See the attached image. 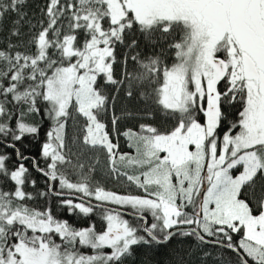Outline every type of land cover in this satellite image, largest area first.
<instances>
[{
    "label": "snow or ice",
    "instance_id": "snow-or-ice-1",
    "mask_svg": "<svg viewBox=\"0 0 264 264\" xmlns=\"http://www.w3.org/2000/svg\"><path fill=\"white\" fill-rule=\"evenodd\" d=\"M25 2L0 0V19L16 12L19 24ZM45 15L46 26L40 21L30 41L35 52L11 43L0 49V137L11 138L6 146L18 160L9 169V157L0 154V178L14 185L0 188V264H125L135 246L174 237L231 250L235 264H264V0H48ZM135 32L152 44L170 39L174 59L126 53L117 79V45L137 48L135 38L126 43ZM107 86L138 95L171 123L127 129L134 154L118 152L112 133L121 118L113 114L111 130L102 119L116 100ZM237 105L230 121L226 110ZM41 106L51 126L40 147L45 167L32 157L33 167L69 215L91 217L100 209L101 230L27 204L33 196L24 186L36 182L15 142L39 136L40 124L27 118L40 115ZM81 118L82 136L69 142V121L75 127ZM89 150L103 151L109 172L143 195L93 187L99 159L87 163ZM128 168L133 174L121 170ZM69 169L79 181L69 180Z\"/></svg>",
    "mask_w": 264,
    "mask_h": 264
},
{
    "label": "trees",
    "instance_id": "trees-1",
    "mask_svg": "<svg viewBox=\"0 0 264 264\" xmlns=\"http://www.w3.org/2000/svg\"><path fill=\"white\" fill-rule=\"evenodd\" d=\"M48 0H26L25 4L21 6V13L23 14V19L20 20L19 24L15 22L20 19L16 12L7 13L3 19H0V49L7 48L11 43L16 45V50L24 52L31 55L35 52V47L30 43L33 36L41 29L40 21H44V25L47 24V17L45 15L46 4ZM18 29L20 32L19 36H13L12 31ZM135 38L138 41V47L135 49H128L123 45H117L116 56L117 63L114 64V74L117 79L121 78L122 65L120 61L123 56L127 53L129 55L139 52L141 57H146L153 54H161L162 58L165 59L167 63H171L174 59V50L168 48V44L171 42L169 40H158L156 44H152L144 39V37L139 33L135 32L130 34L126 38V43H130L131 40ZM135 65L129 61L128 70L132 71ZM100 84H103V80H100ZM105 92L109 96H116L114 101V106H110L108 111L103 115V122L112 129L111 119L113 114L120 117L118 121L117 128L118 133H112V138L117 137L116 142L119 145L120 153H131L134 154V149L129 148V141L123 135V132L131 128L134 131H139V125L141 123L152 124L164 130L171 123L165 114L155 107H147L145 103L134 94L133 98H128L125 95L123 88L116 93L111 86L105 87ZM237 108L227 109L228 119L234 120L237 116ZM131 113V115H128ZM148 113H151L150 115ZM29 123L40 124L39 136L33 138L30 135H26L22 141L15 142L16 147L27 157L28 160L23 161L25 166L29 169V180H34L35 186L31 183H27L25 191L31 193L33 196L32 200L27 201L30 207L37 208L40 210L51 209L53 214L60 219H67L69 223L73 224L75 227H85L89 224H95L97 230H101L105 222L102 219V213L100 209H97L96 214L91 217H83L82 215H69L66 208L60 206V200L62 198H57L49 192V187L45 183V177L39 174L32 164V157H35L39 162L41 167H45V162L40 156V147L42 143L46 140V133L50 130L51 121L44 117L43 106H41L40 115H33L27 118ZM11 124L15 125V119L11 121ZM83 124V119H80V123L75 127L72 126V122L69 121L68 126V137L69 142L73 134L82 136V132L79 131L80 126ZM0 154L7 155L9 160L7 162L8 168L13 169L17 166L18 160L15 152L12 148H8L6 145L11 143V138L0 137ZM76 151V148H73ZM98 158L99 163L95 165V171L90 173V183L93 187L96 185L104 187L106 190L117 192L118 194H128V195H143V193L136 188L135 185L131 184L126 180L125 177H117L115 174L110 173L108 170V161L106 154L103 151H87L83 159L87 163H93L94 159ZM122 171H128L129 174H133L134 170L131 168L121 169ZM87 173V167L84 169ZM68 178L72 182H77L80 179L78 172L71 169L67 172ZM14 187L13 183L6 181L4 178H0V188L9 191ZM54 191H60L59 184H55ZM65 195H69L68 190H64ZM48 193L46 196H41L40 193ZM259 194V193H257ZM79 196L80 194H75ZM243 198V197H242ZM79 202V201H76ZM93 203H96L94 200ZM109 207L110 205H105ZM132 223H138L135 219H129ZM234 240L239 239V234L233 235ZM208 253L209 255H205ZM236 256L221 247L212 245H199L195 241V238H181L174 237L166 245H139L135 246L132 256H130L125 264H235Z\"/></svg>",
    "mask_w": 264,
    "mask_h": 264
},
{
    "label": "water",
    "instance_id": "water-1",
    "mask_svg": "<svg viewBox=\"0 0 264 264\" xmlns=\"http://www.w3.org/2000/svg\"><path fill=\"white\" fill-rule=\"evenodd\" d=\"M37 171V170H36ZM38 172V171H37ZM39 173V172H38ZM40 174V173H39ZM52 194H53V196H55V197H57L55 194H54V192H51ZM57 198H62V197H57ZM63 198H69V195H65V197H63ZM78 201V200H77ZM105 207H109V206H105ZM109 208H111V209H117V208H113V207H109ZM125 217H128V218H131V219H134L131 215H127V216H125ZM218 247H220V246H218ZM222 248V247H221ZM224 249H226V248H224ZM226 250H228V249H226ZM228 251H230L231 252V250H228Z\"/></svg>",
    "mask_w": 264,
    "mask_h": 264
},
{
    "label": "rangeland",
    "instance_id": "rangeland-1",
    "mask_svg": "<svg viewBox=\"0 0 264 264\" xmlns=\"http://www.w3.org/2000/svg\"><path fill=\"white\" fill-rule=\"evenodd\" d=\"M113 139V138H112ZM116 140H117V137L115 136V138L113 139V142L114 143H117L116 142ZM117 151L119 152V148L117 149ZM110 206H114L115 208H119V206H117V205H110ZM126 219H130V218H128V217H125ZM130 222H131V220H130Z\"/></svg>",
    "mask_w": 264,
    "mask_h": 264
}]
</instances>
